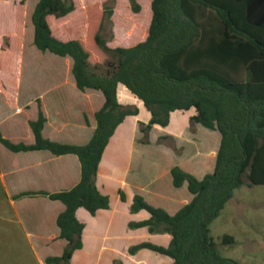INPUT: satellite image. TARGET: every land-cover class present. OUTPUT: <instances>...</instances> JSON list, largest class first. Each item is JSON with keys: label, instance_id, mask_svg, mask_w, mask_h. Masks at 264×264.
<instances>
[{"label": "trees", "instance_id": "16d2710c", "mask_svg": "<svg viewBox=\"0 0 264 264\" xmlns=\"http://www.w3.org/2000/svg\"><path fill=\"white\" fill-rule=\"evenodd\" d=\"M25 3L0 0V90L10 107L15 105ZM31 21L36 47L70 56L77 87L99 89L105 97L86 144L44 138L41 111L30 122L33 144L13 143L0 134V142L13 151L48 149L80 160L79 182L48 194L65 206L56 222L67 243L60 256L46 262L70 264L82 247L78 208L95 214L109 207L108 196L96 185L98 165L116 126L137 113L118 102L121 83L150 112L149 121L139 125L143 142L154 124L166 126L171 112L190 108L195 109L192 123L221 135L213 172L197 179L179 166L171 168L173 185L187 182L193 194L176 213L133 197L130 211L143 209L149 217L129 226H146L171 239L166 246L139 242L129 252L147 248L168 256L171 264H242L218 253L209 226L236 188L264 184V0H38ZM120 197L124 200L121 191Z\"/></svg>", "mask_w": 264, "mask_h": 264}, {"label": "crops", "instance_id": "0c3cea01", "mask_svg": "<svg viewBox=\"0 0 264 264\" xmlns=\"http://www.w3.org/2000/svg\"><path fill=\"white\" fill-rule=\"evenodd\" d=\"M37 2L29 12L27 0L25 3L14 107L0 90V134L13 143L33 144L30 122L37 120L41 111L44 138L86 144L105 97L99 89L77 87L70 56L36 47L31 15ZM116 97L137 113L125 116L116 126L98 165L96 185L108 196L109 207L95 214L83 207L75 212L84 227L82 247L73 252L70 264H113L114 260L122 264H171V258L147 248L129 252L139 242L166 246L171 239L168 233H152L146 226H129V222L149 217L143 209L130 211L133 197L140 195L170 215L176 213L193 194L187 182L173 185L171 168L179 166L197 179L213 172L221 135L217 129L192 123L195 109L190 108L171 112L166 126L154 124L143 142L139 125L149 121L150 112L121 83ZM80 175L76 154H54L48 149L13 151L0 142V264H49L47 257L62 254L67 241L60 237L56 220L65 206L48 194L71 189Z\"/></svg>", "mask_w": 264, "mask_h": 264}, {"label": "rangeland", "instance_id": "374dc122", "mask_svg": "<svg viewBox=\"0 0 264 264\" xmlns=\"http://www.w3.org/2000/svg\"><path fill=\"white\" fill-rule=\"evenodd\" d=\"M34 1L27 0L28 12ZM27 20L30 21L28 15ZM108 31L109 25L106 24L104 34L107 35ZM209 229L215 249L221 256L242 264H264V184L251 187L242 184L236 188ZM224 236H230L232 241L224 242ZM159 256L168 260L166 256Z\"/></svg>", "mask_w": 264, "mask_h": 264}]
</instances>
